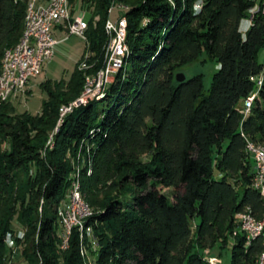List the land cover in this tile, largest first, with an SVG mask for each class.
<instances>
[{"label":"trees","instance_id":"1","mask_svg":"<svg viewBox=\"0 0 264 264\" xmlns=\"http://www.w3.org/2000/svg\"><path fill=\"white\" fill-rule=\"evenodd\" d=\"M195 1L81 0L91 14L90 72L105 66L110 9L128 7V53L105 97L61 117L90 75L79 68L82 57L69 79L40 84L47 98L39 113L16 114L14 99H0V264L9 263L10 238L26 264H86L78 227L61 246L59 210L77 176L95 211L85 222L92 234L84 232L97 243L95 264H212L202 249L214 236L231 264H258L262 237L247 244L233 232L247 207L264 218L247 149V141L264 145V16L244 37L248 0H202L200 10ZM27 7L28 0H0V75L6 51L23 36ZM203 54L218 65L209 88L202 73L177 81V70ZM100 101L106 107L97 111ZM52 134L54 146L42 156ZM77 153L85 165L73 173ZM16 217L23 235H15Z\"/></svg>","mask_w":264,"mask_h":264},{"label":"built area","instance_id":"2","mask_svg":"<svg viewBox=\"0 0 264 264\" xmlns=\"http://www.w3.org/2000/svg\"><path fill=\"white\" fill-rule=\"evenodd\" d=\"M251 3L250 8L248 9V15L244 18V27L242 30V35L246 37L248 31L255 23V17L257 14L264 16V0H248ZM118 4L113 5L114 8ZM122 13L119 14L116 20H112L115 24L116 31V42L114 43V54L109 62H105V78L101 80H94V75H90V86H89V97L98 94L99 90H102L103 87L107 85V78L114 77V67L118 65L119 55L123 51V46L121 45V34L123 28L127 27L128 21L125 16L126 11L128 10L125 7L119 6ZM203 7V1L200 0L197 3L196 10H200ZM32 14H39V23L33 24V32L27 37V45L19 46L18 50V65L12 67V71H20V78L18 79V84H20L21 95L26 93L28 85L32 79L37 78L40 74V62L43 61V57L53 58L55 54V47L58 43L54 31L57 26H63L69 34L77 35L79 37L86 38V31L88 21L86 19V12L82 11L78 15L72 16L69 0H43V8H40L39 13L31 12L30 5V16ZM35 39H42V56L35 57L33 62H26V60H21V52H26L28 46L35 45ZM8 81L11 85L12 75H7ZM257 85L262 84V79L254 78L253 79ZM1 92H8L9 90L0 89V99ZM248 98L245 99L243 106L248 103ZM76 104L69 105V108L65 111V115L72 112ZM247 149L254 156L255 164H262V172L255 173L253 179V187L261 192L263 195V182H264V153L255 152L251 150V145L247 141ZM71 187L68 191L67 198L65 201H72V211H65L64 204L62 207V213L60 216V221L62 227H64V235H62V244L61 246L66 245L69 242L70 235L73 230L79 226V223L74 221V212L84 211L81 209V204L78 202L77 198L72 196ZM65 203V202H64ZM236 220L238 223L237 229L233 232V236L237 233L248 234V243L250 244L252 240L260 237V232H264V222H254V215L250 207L245 208L242 211H239L236 214ZM92 234V232H90ZM15 239H9L8 250L11 256H14L16 250L14 249ZM15 250V251H14ZM211 260H216V264H223V259L221 256H210ZM9 264L12 263V258L9 260Z\"/></svg>","mask_w":264,"mask_h":264},{"label":"rangeland","instance_id":"3","mask_svg":"<svg viewBox=\"0 0 264 264\" xmlns=\"http://www.w3.org/2000/svg\"><path fill=\"white\" fill-rule=\"evenodd\" d=\"M199 1L200 0H196L193 3V7H195V4H197ZM74 4L76 6V15L80 14L82 11H86L85 9L80 7L81 0H76ZM122 12L123 11L121 10V8L118 7V5H116V7L114 8V11H113V7H112L110 9V12H109V14H110L109 19L116 20L118 18L119 14ZM90 15H91L90 12L86 11V19H88L90 17ZM54 35H55L58 43L55 47V54H54L53 58L50 61L43 63L41 71H40L41 75H39L37 78H34L31 80V82L28 85V89H27L26 93L21 95V91H20L19 94L15 98L14 97L12 98L15 100L14 105H15V113L16 114H20V113H23L25 111H28L31 114L39 113L41 111V108H42L43 100L47 98V94L41 88L40 84L46 80L54 81V80H60L62 78L69 79V77L71 76L72 72L74 71L76 65L78 64V62L81 60L82 57L83 58L79 64V68L84 69V70H88V72H89L88 74H90V75H93L92 73H94L95 76H98L99 70L96 72H90L89 70L91 68V64H89V62H88L89 65H87V63H86V61L88 60V57H87L88 54L85 53L87 46H88L87 40H85L84 38L79 37L77 35L69 34L67 30L62 32L57 28H55ZM107 49H108V47H107ZM107 58L108 57H107V53H106L105 61H107ZM259 60H260V62L264 63V50L261 51V53L259 55ZM217 68H218L217 63L210 61L208 56L206 54H203L196 61L188 63V64L180 67L177 70V73H179V72L184 73L187 78L193 76L194 74L202 73L204 75V79H205V87H206V89H208L210 86V83L212 81V76H213L214 72L217 70ZM85 84H86V82H85ZM84 90H85V86H84ZM83 93H84V91H83ZM83 93L76 101H74L71 104H74L77 101H79L83 97ZM64 107L69 108V105L64 106ZM105 107H106L105 102H103V101L97 102V111H101ZM63 112L64 111L61 110V117L63 116V114H62ZM98 120H100V119L98 118ZM61 122H62V120L60 121V123ZM53 135L54 134H52L50 136V139L48 140V142L46 144V148L43 149V151L41 153L42 156H45L47 154V152H48L47 148H52L54 146V136ZM256 144H258V143H256ZM258 145H262V144H258ZM262 146H264V145H262ZM82 156L83 155L81 153H77L76 157L72 156L71 159H69L71 166L74 169L73 173H76L78 169L81 170L82 166L85 165V161L82 158ZM151 158L152 157L150 154L142 156V160L144 162H150ZM33 170H34V167H33ZM82 195H83V193H82ZM43 205H44V201L41 200L39 207H38V212L40 214H42ZM86 219H87V217L84 219L85 222H86ZM14 225H15V229L17 231V232H15V235H23L24 229L22 228V225L19 222L18 217H16V219L14 221ZM85 225H86V223H85ZM87 237L91 238L90 235H87V236L83 235V237H81V235H80V241H81L80 242V251H81V254L86 259V264H95V258H94L95 256H93L90 249H93V250L96 249L95 247H97V243H95V242H92V244L87 243L86 242ZM13 239H15V238H13ZM217 239L218 238L216 236H214V237H209L206 240H204V247L202 249V253H204L207 260H211L210 256H219V252L221 250L220 248L222 247L221 246L222 244L220 243L221 240L220 239L217 240ZM7 243L9 245V239L7 240ZM63 247H65V245ZM7 248H8V246H7ZM67 248H62V250H66ZM14 249L16 250V253L14 254V256H11L12 252H11V254L8 253L9 259L12 258L13 264H21L22 262H24V260H23V257H21L20 247L18 246V243L16 240H15ZM221 257L223 259V264H231V253L229 250L227 252H225V250H222V256ZM212 261H213L212 264H216V260H212Z\"/></svg>","mask_w":264,"mask_h":264},{"label":"bare ground","instance_id":"4","mask_svg":"<svg viewBox=\"0 0 264 264\" xmlns=\"http://www.w3.org/2000/svg\"><path fill=\"white\" fill-rule=\"evenodd\" d=\"M30 5H31V12L32 13H39L40 8H43V2L42 0H28V7H27V14H26V25H25V30L23 33V36L20 40V42L13 48L8 49L5 53L4 56V61H3V71L0 75V89L2 90H9V95L8 92H1V99L3 100H9L12 99L13 97L15 98L20 90V84H18V79L20 78V71H12V67H15L18 65V50L19 46H26L27 45V37L33 32V24L32 23H39V14H32L30 16ZM125 8H128L126 6H123ZM128 26V24H127ZM244 27V21L242 22L241 30H243ZM88 28V25H87ZM106 31L109 34L110 40L108 44V49H107V61L109 62L110 59L112 58L114 54V43L116 42V31H115V24L112 22V19H108L106 23ZM126 38H127V27L123 28L122 34H121V45L123 46V51L119 55V60H118V65L114 67V77L116 73L119 71V69L122 67L124 59L128 53V46L126 43ZM42 39H35V45L33 46H28V49L26 52H21V60H26V62H33L35 60V57H41L42 56ZM50 57H43V61L40 62V71L42 68V65L44 62L50 61ZM7 75H12L11 77V85L10 82L8 81V76ZM114 77H109L107 78V85L102 88V90H99L98 94H94L89 97V86H90V75L87 76L86 78V84H85V90L83 93V97L77 101L75 107H79L83 104H86L88 101L91 100H99L105 97L107 88L110 85V83L114 80ZM102 78H105V66L99 71L98 76H95L94 74V80H101ZM248 103L246 105V112L250 111V106H251V98L248 99ZM68 109V107L62 108L64 111L62 114V118L64 117L65 111ZM251 145V150L255 152H263L264 153V147L261 145H258L253 142H249ZM254 159V156H253ZM255 173H260L262 172V164H255ZM80 172V171H79ZM71 187L72 189V196L77 198L78 202L81 204V209H85L84 211H77L74 212V221L79 223L78 229L81 233V237L85 234L84 232L86 231L87 233L92 232L91 227H87L85 225V218L91 216L92 214L95 213L91 206L86 202L82 195V189H81V183L78 179V176L76 179L72 181ZM70 187V188H71ZM263 195H264V182H263ZM62 207H60L59 213L61 215L62 213ZM64 210L65 211H72V201H67V203L64 205ZM94 212V213H93ZM254 222H264V218L261 220H257L254 218ZM247 243H248V234H245ZM260 237L263 239V244H264V232H260ZM68 244V243H67ZM66 244V245H67ZM65 245V247H66ZM68 246V245H67ZM209 262L213 263L212 260H208ZM258 264H264V250L262 254L259 257Z\"/></svg>","mask_w":264,"mask_h":264},{"label":"water","instance_id":"5","mask_svg":"<svg viewBox=\"0 0 264 264\" xmlns=\"http://www.w3.org/2000/svg\"><path fill=\"white\" fill-rule=\"evenodd\" d=\"M176 78H177V81H179V82H183L187 79L186 75L184 73H181V72L176 74Z\"/></svg>","mask_w":264,"mask_h":264},{"label":"crops","instance_id":"6","mask_svg":"<svg viewBox=\"0 0 264 264\" xmlns=\"http://www.w3.org/2000/svg\"><path fill=\"white\" fill-rule=\"evenodd\" d=\"M56 28L59 29L62 32H64L66 30L63 26H57ZM21 264H26V263L22 262Z\"/></svg>","mask_w":264,"mask_h":264}]
</instances>
